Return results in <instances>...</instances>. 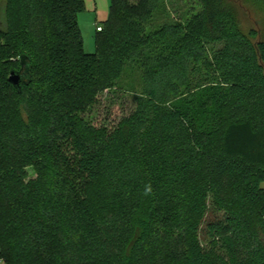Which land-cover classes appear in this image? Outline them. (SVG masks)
<instances>
[{
	"label": "trees",
	"instance_id": "obj_1",
	"mask_svg": "<svg viewBox=\"0 0 264 264\" xmlns=\"http://www.w3.org/2000/svg\"><path fill=\"white\" fill-rule=\"evenodd\" d=\"M232 1L199 0L184 32L179 22L149 30L156 0H111L87 54L84 0H0L7 264H138L180 227L166 264H264V32L256 44L240 32ZM211 43L222 44L212 55L227 85L212 97L183 75L189 56ZM128 66L154 81L135 112L116 128L88 122L98 94ZM164 89L174 93L168 104ZM28 167L37 176L27 181ZM211 195L224 214L208 222L203 246L199 220ZM180 212L182 221L164 216Z\"/></svg>",
	"mask_w": 264,
	"mask_h": 264
},
{
	"label": "rangeland",
	"instance_id": "obj_2",
	"mask_svg": "<svg viewBox=\"0 0 264 264\" xmlns=\"http://www.w3.org/2000/svg\"><path fill=\"white\" fill-rule=\"evenodd\" d=\"M95 1L96 0H84L85 8L78 14V24L82 33L84 51L87 54H94L96 52V33L100 29L98 27L108 19L110 14L111 0ZM127 1L130 4H138L140 2V0ZM156 1L159 2L160 6L157 5V9L154 12V20L151 25L148 26L150 31H154L157 27L166 23L174 24L179 22L186 26L193 17L201 12L199 0ZM232 2L233 16L238 24L240 32L246 37H249L252 43L256 44L259 41V33L261 31L264 32V6L258 2H251L249 0H233ZM184 29L183 31L186 32V30H188L187 26L184 27ZM221 46L222 44L220 43L207 44L206 50L201 52V56H189L186 67L187 72H184L183 75L192 82V85L196 84V88L200 91V94L201 92H205V94H208L207 96L212 97L227 86L223 83V76L215 71L216 61L212 55V50H217L221 48ZM194 65L196 66L195 68H193ZM15 67L18 68V65H15ZM153 82L152 78L150 79V75H143L141 69L138 71L128 66L122 78L115 86L102 90L98 94L96 102L87 110L84 117L95 126L107 127L109 129L118 127L124 118H127L135 112L137 108V98L141 97L143 91L146 90L149 85H152ZM173 82L179 87L180 93H182L184 90V86L181 85L182 81L176 79ZM165 89H167V86ZM161 94H163L161 95V99L167 101L166 104L171 101V99H167V97H174V93L171 91H169V93H167V91L166 93H162L161 90ZM213 106L214 104L210 107ZM27 171V181L36 178V171L33 167H28ZM262 186L264 187V183ZM230 201H232L231 198ZM216 204L218 203L216 202ZM223 212L224 211L220 209L218 205L215 206V200L211 195V198L208 200V210L203 219L199 220L200 230L198 238L203 246H208L210 242L205 233L208 222L222 218ZM164 216L169 219L174 218L178 221H182L185 218L183 212H180L177 216L174 214H165ZM249 224L252 225L251 227L253 228H257L260 225L257 220L250 221ZM172 232L174 236H172V234L168 235V239L163 241V246L161 248L159 247L160 251L156 250L151 252L143 250L142 254L144 253V257L139 260L138 264H166L170 262L177 250L175 238L182 232V227ZM159 236L163 238L164 233L162 235L160 232ZM218 252L225 255L223 250H219Z\"/></svg>",
	"mask_w": 264,
	"mask_h": 264
},
{
	"label": "water",
	"instance_id": "obj_3",
	"mask_svg": "<svg viewBox=\"0 0 264 264\" xmlns=\"http://www.w3.org/2000/svg\"><path fill=\"white\" fill-rule=\"evenodd\" d=\"M21 76L16 73L15 71H12L9 77V81L16 87H19L20 85Z\"/></svg>",
	"mask_w": 264,
	"mask_h": 264
},
{
	"label": "built area",
	"instance_id": "obj_4",
	"mask_svg": "<svg viewBox=\"0 0 264 264\" xmlns=\"http://www.w3.org/2000/svg\"><path fill=\"white\" fill-rule=\"evenodd\" d=\"M0 264H7L6 259L1 254V250H0Z\"/></svg>",
	"mask_w": 264,
	"mask_h": 264
},
{
	"label": "crops",
	"instance_id": "obj_5",
	"mask_svg": "<svg viewBox=\"0 0 264 264\" xmlns=\"http://www.w3.org/2000/svg\"><path fill=\"white\" fill-rule=\"evenodd\" d=\"M97 1H99L100 2V0H96L95 2H97ZM101 27V25H99V27L98 28H100Z\"/></svg>",
	"mask_w": 264,
	"mask_h": 264
}]
</instances>
